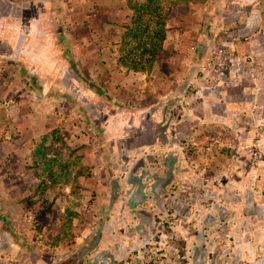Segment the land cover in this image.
<instances>
[{
  "label": "rangeland",
  "instance_id": "1",
  "mask_svg": "<svg viewBox=\"0 0 264 264\" xmlns=\"http://www.w3.org/2000/svg\"><path fill=\"white\" fill-rule=\"evenodd\" d=\"M169 1L174 3L175 15L178 10L184 13L187 0ZM216 1L221 3L209 4L207 11L215 17L224 13L222 7L230 14V6L237 4L242 10L246 4L245 0ZM204 3L195 0L191 6L188 2L183 33L191 29V22H199V8ZM196 4L199 7L195 9ZM245 10L234 16L236 22H245L249 14L248 8ZM252 10L249 21L258 22L256 34L246 36L243 31L247 28L243 27L236 33H243V40H260L253 48L256 55L264 51V0H255ZM132 16L128 0H0V264H78L82 258L80 264H113L114 260L117 264H159L167 258L172 264H264L261 240L247 239L255 247L252 258L234 254L237 237L216 234L222 229H213L200 219L186 222L188 210L181 197L172 202V211L162 219L150 200L139 203V216L123 206L118 208L120 203H109L112 191L106 182L110 172L123 179L128 172L142 170V160L150 167L146 154L158 157L159 150L165 152L157 144L163 141L158 133L165 132L163 137L170 142L174 135L181 145L186 167L192 171V188L206 185L207 166L213 156L207 161L205 150L209 145H218L216 149L221 145L219 136L216 138L221 133L210 122L204 121L203 127L198 118L190 117V109L199 114L198 101L186 103L183 94L173 101L165 87L157 91L149 85L153 71L183 75L185 64L177 58L193 54L192 60L198 63L196 51L201 45L186 43L177 55L176 40L172 42L174 49L168 45L166 49L164 42L152 70L137 74L139 71L119 62L120 43ZM5 57L26 66L32 74L21 73ZM200 75L195 76L197 81L191 76L177 81L186 87L191 84L187 97L196 93ZM155 113L162 117L157 119ZM184 117L192 123L182 125ZM169 123H176L177 128L167 134ZM206 126L209 141L201 136ZM138 130L145 142L143 149L127 137ZM53 132L59 139L55 140ZM260 133L264 132L257 133L251 146L254 166L264 164L262 155L254 153L259 145L264 146ZM104 145L118 146L119 151H105ZM42 153L63 179L35 195L34 188L41 179L38 176H43ZM56 158L58 162H54ZM156 162L161 166L149 170L162 176L167 165L160 159ZM81 168H85L82 175ZM178 169L176 166V172ZM172 193L171 188L166 197ZM103 201H108V214ZM112 216L118 218L112 221ZM163 232L168 236L160 242ZM198 250L201 254L196 255ZM221 251L228 256L230 253L234 261L215 259ZM71 253L74 256L68 257ZM104 253L107 257L100 258Z\"/></svg>",
  "mask_w": 264,
  "mask_h": 264
},
{
  "label": "crops",
  "instance_id": "2",
  "mask_svg": "<svg viewBox=\"0 0 264 264\" xmlns=\"http://www.w3.org/2000/svg\"><path fill=\"white\" fill-rule=\"evenodd\" d=\"M188 2L192 6L195 0H187L185 11ZM251 2L252 4L250 5ZM213 3L218 6L221 2L205 0L203 8H199L197 16L199 22H191V29L184 33L181 25L188 23L186 22L187 16L184 15L185 11L180 13L178 10L176 15L168 22L169 36L165 41L166 49L168 48L167 45L174 49L176 44L179 53L177 55H180L183 48L187 47L186 43L201 45V48L196 51L198 63L192 60L193 54L185 53L187 49L184 50L185 57L177 58L182 59L185 64V75L183 74L185 77L191 76L190 78H194L198 76V73L199 75L201 73L204 74L203 76L200 75L199 85L195 90L196 93L189 97L186 96L191 84L186 87L184 82L182 84L177 82L182 81L183 78L181 77H184L181 73L153 71L149 79V85H152L154 90L159 91L161 87H165L167 90L166 94H169L170 99L173 101L177 99V95L181 94H183L186 103L187 101L191 103L193 99L198 101L199 114H195L190 109V117L194 115L198 118L203 127L204 121L210 122L213 125L212 127L221 133L216 135V138L219 136L217 141L221 144L220 149H216L218 145L214 148L209 145L208 148L216 150V152L207 151L208 148L205 150L207 161L213 156L207 166V170L210 172L206 185L192 188L195 186L192 184V171L188 169L189 167H186V156L181 150L182 147L174 135L171 142L168 139L165 140L163 137L165 132L157 135L159 140H163L157 142L159 149H162V147L165 149V152L159 150L163 157L161 154L158 157L155 156L156 154H146L152 163L150 167L142 160L143 169L128 172L123 179L114 172H110L111 175H108L109 182L107 181L106 184H109L112 191L109 203L112 206L120 203V206H117L118 208L123 206L135 213L141 209L139 208V203L143 204L149 198V194L146 191L148 187L150 188L147 176L151 173L149 168L156 167L157 169V167L161 166L156 162L159 159L167 166L174 165L172 171H170L171 181L169 183L160 182L159 185L155 186V202L157 203V213H161L159 215L160 219L169 215L170 211H172L171 208L174 206L172 202L177 201V198L181 197L186 206L185 208L188 210L186 222L194 218L200 219L202 224H207L213 229H222L216 234L229 237L231 235L232 237L236 236V242H239V244L237 252L234 254L252 258V250L254 251L255 247L252 246L253 241L250 242L247 239L255 237L264 243V164L263 166H254L252 164L253 153L251 149L252 144L258 137L257 133L264 132V51L255 55L253 48L260 40L256 42L253 39L243 40V33H236L243 27L247 28V30L243 31L246 32V36L252 37V35L256 34L259 28L257 26L258 22L249 21L252 20L250 13L254 14L252 6L253 3L255 5V0H245L246 4H244L242 10L237 4L230 6V14H226L227 8L222 7L224 13L219 17L209 15L207 12L210 10L209 4L213 5ZM198 4L194 6L195 9L199 7L197 6ZM246 8H248L249 14L247 13L245 22H236L234 16H238L239 10L240 12H246ZM188 16L191 18L192 15ZM229 31L232 32L229 33ZM176 36L181 37L182 40ZM174 40H176L175 44H172ZM4 59H8L11 65H15L26 76L32 74L29 68L26 69V66L23 65L19 66L13 58L5 57ZM137 74L143 75L140 72ZM195 80L197 81V77H195ZM192 81L190 80V83ZM173 104L175 103L173 102ZM181 108L184 109L185 105L182 104ZM155 116L157 119L162 117L159 113H155ZM182 122L184 123L182 125L187 126L186 122L191 124L192 120L184 117L181 118ZM176 125V123H169L165 128L167 134L176 129ZM208 127H205V131H203L201 136H205L209 141ZM136 133H130L127 137L136 147L139 146L143 149V145H145V142L143 144V136L139 133V130ZM260 134L261 137L259 139L263 142L264 133ZM118 137L122 138L121 135H118ZM105 148V151H108L111 146L108 148V145H106ZM118 148V146H113L111 150L115 153L119 151ZM126 159H124L125 164H128L129 160ZM117 162L120 163V161ZM180 163L185 167H181V169ZM176 166L177 168L179 167L178 172H176ZM199 183L202 182L199 181ZM167 187L170 189H164ZM207 187L215 189L210 191ZM171 188L173 193L170 195L171 197L169 196V199L166 195L170 193ZM213 204L214 206H209ZM107 205L108 201H103L105 214H108ZM115 217L118 218L117 216H112L111 220L113 221ZM167 236L166 232H163L162 235H159V241L162 242L160 238L166 240ZM124 244L121 242L122 247ZM195 249L196 247H194ZM221 252L215 259L228 261V258H230L231 261H234L230 253L228 256V253ZM199 254L201 253L198 250L196 255ZM72 256H74L72 253L68 255V257ZM262 261L264 262V259ZM165 263L172 264L168 258L159 264Z\"/></svg>",
  "mask_w": 264,
  "mask_h": 264
},
{
  "label": "trees",
  "instance_id": "3",
  "mask_svg": "<svg viewBox=\"0 0 264 264\" xmlns=\"http://www.w3.org/2000/svg\"><path fill=\"white\" fill-rule=\"evenodd\" d=\"M128 1L133 11V16L131 22L125 26L126 32L120 43L122 54L119 57V62L123 66L130 68V70L139 72L149 71L152 70L157 56L164 49L168 21L175 15V11L173 10L174 3H171L172 1L169 0ZM53 133L55 140L59 139L58 133ZM52 144L54 148L55 143L52 142ZM48 150L50 151L51 149L48 147ZM41 159L44 161L41 163V167L44 170L43 176H38L41 179L37 177L40 181L34 188L35 195L45 193L47 190L57 186L58 183H61L63 179L61 173L54 172V168L49 163L51 161L46 159L45 153H42ZM56 161L58 162V158L54 159V162ZM84 172L85 168H81L79 171L80 175ZM65 183L66 181L63 184Z\"/></svg>",
  "mask_w": 264,
  "mask_h": 264
},
{
  "label": "flooded vegetation",
  "instance_id": "4",
  "mask_svg": "<svg viewBox=\"0 0 264 264\" xmlns=\"http://www.w3.org/2000/svg\"><path fill=\"white\" fill-rule=\"evenodd\" d=\"M173 166L174 165H168V166H166L165 167V172H164V174L162 175V176H157V174H155V172L153 171L152 173H150V174H148L147 176H148V179H149V185H150V190H147V193L149 194V198H148V201L150 200L151 201V203H154L153 204V206L155 205L156 206V202H155V197H156V188H154L155 186H157V185H159L160 184V182H165V183H169L170 181H171V174H170V171H172V169H173ZM143 169V168H142ZM162 183V184H163ZM164 189H167V188H164ZM168 189H170V188H168ZM147 201V202H148ZM147 212V211H146ZM139 212H137V214L136 215H138L139 216V214H138ZM139 226H141V225H139L138 224V228H139ZM96 241H97V239L93 242L94 244H96ZM86 256V255H85ZM112 256V255H111ZM99 257L100 258H106L107 257V253H104V254H100L99 255ZM98 257V258H99ZM113 259H115V257H113ZM110 261V260H109ZM80 263H83V258L81 259V260H78V264H80ZM110 263H111V261H110ZM112 263L113 264H117V262H116V260H114V261H112Z\"/></svg>",
  "mask_w": 264,
  "mask_h": 264
},
{
  "label": "clouds",
  "instance_id": "5",
  "mask_svg": "<svg viewBox=\"0 0 264 264\" xmlns=\"http://www.w3.org/2000/svg\"><path fill=\"white\" fill-rule=\"evenodd\" d=\"M261 151V152H260ZM254 152V151H253ZM254 153H257L259 155V153L262 155V159L264 160V146L262 145H259L258 148H257V152H254Z\"/></svg>",
  "mask_w": 264,
  "mask_h": 264
}]
</instances>
